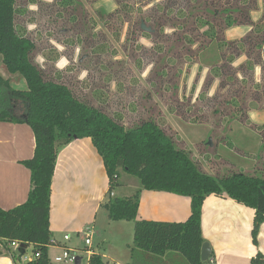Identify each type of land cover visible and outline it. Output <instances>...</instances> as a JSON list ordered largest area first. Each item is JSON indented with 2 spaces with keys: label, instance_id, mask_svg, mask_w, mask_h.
<instances>
[{
  "label": "trees",
  "instance_id": "16d2710c",
  "mask_svg": "<svg viewBox=\"0 0 264 264\" xmlns=\"http://www.w3.org/2000/svg\"><path fill=\"white\" fill-rule=\"evenodd\" d=\"M55 1L60 16L62 6L66 10L67 5L72 7L68 4L72 0ZM101 1L86 0L91 4ZM112 1L114 7L109 11L99 8V19L109 20L114 15L119 19L120 13L128 16V2L137 5L143 0ZM17 3L18 0H0V56L5 69L20 74L27 88L14 89L0 75V121L27 124L35 146L33 155L21 161L30 172L26 200L11 209L0 207V255L9 253L15 264H20L19 255L32 245V253L39 256L24 264H50L51 184L57 151L59 146L83 137L91 139L108 178L109 198L103 203L107 218L134 223L128 264H203L201 210L209 195L227 196L253 209L251 238L256 245L264 222V177L241 172L209 174L187 149L175 145L172 135L154 118L138 116L125 125L120 112L92 104L76 88L77 79L69 78L68 73L61 77L63 70L42 68L34 61L35 43L17 25ZM143 7L136 23L144 35L157 34L161 69L169 65L170 58L177 62L184 55L190 63H197L211 55L208 65L225 79L222 85L232 87L229 93L247 91L244 95L258 101L259 95L264 96L260 90H249L253 85L264 87V26H257L252 17L259 9L258 0H152ZM262 9L264 13V0ZM79 18L72 16V28ZM83 18V25L88 24ZM142 21L152 31L142 30ZM237 27H247L245 36L229 38L230 31ZM126 178H132L136 188L129 195L113 196ZM143 189L189 197V216L177 222L137 219ZM13 241L19 243L14 249ZM88 264L112 263L92 252ZM250 264H264V255L258 251Z\"/></svg>",
  "mask_w": 264,
  "mask_h": 264
},
{
  "label": "rangeland",
  "instance_id": "374dc122",
  "mask_svg": "<svg viewBox=\"0 0 264 264\" xmlns=\"http://www.w3.org/2000/svg\"><path fill=\"white\" fill-rule=\"evenodd\" d=\"M147 1L152 0H143V5L130 1L128 16L120 13L119 19L114 15L104 21L99 19L98 10L112 9V0L94 4L67 1L72 7L67 5L66 10L62 6L61 16L55 0H18L17 25L34 41L32 57L39 66L63 70L61 77L68 73L69 78L77 79L76 88L86 99L105 110L120 112L125 125L134 118L152 117L205 172L215 176L241 172L264 177V96L259 95L258 101L244 95L247 91L229 93L232 87L222 85L225 79L208 65L211 55L197 63H190L184 55L177 62L170 58L169 65L161 69L157 34L144 35L136 23ZM258 1L259 9L252 17L262 28L264 13L262 0ZM74 15L81 21L72 28L70 20ZM83 17L88 24L83 25ZM246 29L234 28L228 37L245 36ZM0 73L12 88H27L23 77L6 71L1 61ZM249 90L264 92V87L253 85ZM107 190L108 181L103 179L93 249L111 262L108 253L123 255L121 244L127 237L121 235L124 238L118 241L107 228L109 219L103 206L109 198ZM118 191L116 188L117 194ZM81 236L76 238L78 243L83 241ZM32 250L33 246H28L27 255Z\"/></svg>",
  "mask_w": 264,
  "mask_h": 264
},
{
  "label": "crops",
  "instance_id": "0c3cea01",
  "mask_svg": "<svg viewBox=\"0 0 264 264\" xmlns=\"http://www.w3.org/2000/svg\"><path fill=\"white\" fill-rule=\"evenodd\" d=\"M34 146V135L27 124L0 121V207L2 209H11L26 200L30 189V172L21 161L33 155ZM103 179L105 182L108 181L101 157L89 137L75 138L59 146L51 184L50 208V230L52 238L59 246L48 248L50 264H55L53 257L58 255L64 246L77 251L79 263L76 264L83 262L87 264L90 254L96 252L93 249L96 234L94 230L98 222ZM123 184L118 187L121 195H129L136 188V182L132 178L124 179ZM115 195L118 194L114 190L113 196ZM190 211L189 197L143 189L140 192L137 219L184 221ZM92 213H94L93 218ZM253 215L252 208L230 197L207 196L201 210V232L203 243L209 244L211 252L203 264H250L251 257L258 251L264 255V222L259 227L257 244L254 245L251 238ZM106 225L111 230V236L118 237V241L127 237L125 244H121L125 253L120 255L110 251L107 258H110L111 262L108 263L128 264L129 246L133 243V221L109 220ZM82 230H88L91 237V245L88 248L84 244ZM69 232L75 234H68ZM64 235H69V240H64ZM80 236L83 241L78 243L76 238ZM101 239H103L102 235L99 237V240ZM99 254L103 261L107 262L104 260V255ZM0 264H15V262L9 253H2Z\"/></svg>",
  "mask_w": 264,
  "mask_h": 264
},
{
  "label": "built area",
  "instance_id": "2783aa9c",
  "mask_svg": "<svg viewBox=\"0 0 264 264\" xmlns=\"http://www.w3.org/2000/svg\"><path fill=\"white\" fill-rule=\"evenodd\" d=\"M81 234H83L84 244L88 248L91 245V237L89 235L88 230H82ZM69 238H70L69 235H64V240H69ZM51 243H52L51 246H59V244L54 238L51 239ZM11 246L18 247L19 243L16 241H13L11 242ZM88 250L86 249V251ZM38 256H39L38 253H32L31 255H27L26 252H23L21 255H19L18 263L24 264V263L30 262L34 260L35 258H37ZM77 257H78V254L75 249L64 246L61 248V252L58 255H55L53 257V262L55 264H76Z\"/></svg>",
  "mask_w": 264,
  "mask_h": 264
},
{
  "label": "water",
  "instance_id": "95a60500",
  "mask_svg": "<svg viewBox=\"0 0 264 264\" xmlns=\"http://www.w3.org/2000/svg\"><path fill=\"white\" fill-rule=\"evenodd\" d=\"M141 29L145 31H152V29L144 24V22H141ZM211 248L207 242L202 243L201 249H200V259L201 261H206L210 256ZM76 263H79V257L76 258Z\"/></svg>",
  "mask_w": 264,
  "mask_h": 264
}]
</instances>
